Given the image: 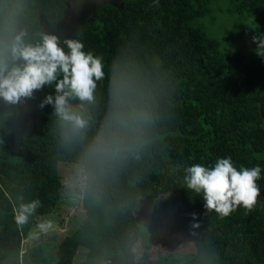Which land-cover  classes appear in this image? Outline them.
Segmentation results:
<instances>
[{
	"label": "trees",
	"instance_id": "trees-1",
	"mask_svg": "<svg viewBox=\"0 0 264 264\" xmlns=\"http://www.w3.org/2000/svg\"><path fill=\"white\" fill-rule=\"evenodd\" d=\"M222 4L237 21L253 16L264 26V0H121L99 6L89 22L79 20L70 38L79 33L86 52L102 55L106 74L114 56L124 57L161 82L171 103L162 104L140 159L104 179L98 199L82 195V221L76 224L75 218L65 233L40 234L43 240L23 254L32 227L60 208L63 177L57 162H76L80 148L60 146L53 105L40 107L47 95L54 97V85L18 105L0 98V264H264V56L232 49L235 37L224 41L213 31ZM27 5L25 23L34 39L44 32L43 23L64 16V0ZM97 99L89 138L108 108L107 80L98 82ZM228 157L238 170L260 165L261 194L251 211L238 206L221 217L184 187L183 177L186 167H210ZM166 192L174 201L170 230L187 236L194 251H163L152 258L143 250L137 257L144 242L137 199ZM36 199L40 207L18 225L19 206ZM79 246L85 254L76 263Z\"/></svg>",
	"mask_w": 264,
	"mask_h": 264
},
{
	"label": "clouds",
	"instance_id": "clouds-1",
	"mask_svg": "<svg viewBox=\"0 0 264 264\" xmlns=\"http://www.w3.org/2000/svg\"><path fill=\"white\" fill-rule=\"evenodd\" d=\"M27 0H0V98L18 105L33 98L44 86L55 87L40 107L52 104L59 144L66 150L80 148L72 181L81 195L97 199L101 182L116 175L129 161L139 160L148 146L165 98L164 86L150 72L132 61L114 56L107 74L102 55L84 50L82 39L39 33L34 39L28 25ZM257 55L264 56V34L254 36ZM107 80L109 103L102 123L89 138L95 117L98 82ZM184 187L201 195L204 207L227 217L243 206L251 211L261 194L257 180L261 167L234 166L231 157L218 158L214 166L193 164L184 169ZM40 207L38 199L23 203L15 215L25 225ZM195 219L196 214L193 213ZM51 222L41 224L50 227ZM194 224L193 227H198ZM25 251V248H24Z\"/></svg>",
	"mask_w": 264,
	"mask_h": 264
},
{
	"label": "rangeland",
	"instance_id": "rangeland-1",
	"mask_svg": "<svg viewBox=\"0 0 264 264\" xmlns=\"http://www.w3.org/2000/svg\"><path fill=\"white\" fill-rule=\"evenodd\" d=\"M115 2L120 4L119 1ZM93 3L95 4V2ZM220 9L221 11L218 9L215 10L217 13V19L214 22L212 29L217 35L226 41L227 39L236 37L241 30V26L237 23V18L228 14L225 10V4H222ZM91 12L93 11H90L89 13ZM82 18L84 17L81 16L79 19L76 15H71L66 12L60 20L53 24L43 23V29L44 32L57 34L60 37L62 44L64 38H70L75 27L78 25L79 20ZM211 22V19H206L207 25L210 26ZM224 29L228 30L229 34H226ZM262 34H264V31ZM254 36H256L254 32H245L239 36L237 45L234 48L232 47V49L240 50L245 54H251L254 48H257V44L253 42ZM74 168L75 162H66L63 160L57 162V170L63 177V185L60 189L59 199L60 208L56 210L57 212L55 211L56 213L53 212L43 216L39 225L32 227L28 238L22 243L25 249L29 248L31 244L43 240L40 237V234L47 236V233L45 232L53 229H59L60 232L65 233L66 230H70L71 223L72 221L74 222L75 218L77 219L75 222L76 224H79V222L82 221L81 218L84 214V210L81 207L82 195L72 181ZM177 202L178 201L176 200L175 203ZM173 206L174 201L171 192H166L152 199L141 197L137 199L135 215L137 216L136 218L138 219L139 225L144 233V242L139 246L137 257L141 256L143 250L145 251V254L152 258L161 254L163 251H176L177 254L194 251L192 242L187 241L189 239L187 236L170 230V227L175 226V222L173 221L172 223L171 216ZM81 213L82 216L80 215ZM47 222H51L50 227H40L41 224ZM57 222H59L60 225H58ZM165 225H168V227H165ZM84 250V247H78L74 257L76 263L81 262L84 259Z\"/></svg>",
	"mask_w": 264,
	"mask_h": 264
},
{
	"label": "water",
	"instance_id": "water-1",
	"mask_svg": "<svg viewBox=\"0 0 264 264\" xmlns=\"http://www.w3.org/2000/svg\"><path fill=\"white\" fill-rule=\"evenodd\" d=\"M115 1L120 0H65V13L76 15L80 19L81 16L84 17L90 11L95 12L101 3H110L116 6Z\"/></svg>",
	"mask_w": 264,
	"mask_h": 264
},
{
	"label": "flooded vegetation",
	"instance_id": "flooded-vegetation-1",
	"mask_svg": "<svg viewBox=\"0 0 264 264\" xmlns=\"http://www.w3.org/2000/svg\"><path fill=\"white\" fill-rule=\"evenodd\" d=\"M102 4H105V3H101V5ZM118 4L116 3V5H118ZM64 13H65V0H64ZM94 16L95 15H94L93 12L87 13L84 16V18H83L84 19V22L91 21ZM249 17H250L251 20L249 18L242 17V20L241 21H237V23H239V25L241 26V30H240L239 34L235 37V39L233 41L234 46L237 45V41H238L239 36L242 35V34H244L245 32H254L256 36L262 35V33L264 31V26H260L259 24H255L254 17L253 16H249ZM248 24H249V26H248ZM254 51H256V48H254Z\"/></svg>",
	"mask_w": 264,
	"mask_h": 264
},
{
	"label": "built area",
	"instance_id": "built-area-1",
	"mask_svg": "<svg viewBox=\"0 0 264 264\" xmlns=\"http://www.w3.org/2000/svg\"><path fill=\"white\" fill-rule=\"evenodd\" d=\"M24 253V248L22 247V249H21V254H23Z\"/></svg>",
	"mask_w": 264,
	"mask_h": 264
},
{
	"label": "crops",
	"instance_id": "crops-1",
	"mask_svg": "<svg viewBox=\"0 0 264 264\" xmlns=\"http://www.w3.org/2000/svg\"><path fill=\"white\" fill-rule=\"evenodd\" d=\"M24 248V247H23Z\"/></svg>",
	"mask_w": 264,
	"mask_h": 264
}]
</instances>
